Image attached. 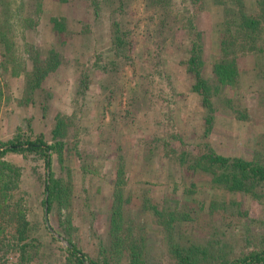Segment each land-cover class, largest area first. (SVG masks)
<instances>
[{
    "label": "rangeland",
    "instance_id": "1",
    "mask_svg": "<svg viewBox=\"0 0 264 264\" xmlns=\"http://www.w3.org/2000/svg\"><path fill=\"white\" fill-rule=\"evenodd\" d=\"M90 1L0 0V143L51 146L48 169L42 151L0 146L14 169L0 262L78 264L74 249L85 264H226L264 247L263 180L229 189L212 175L229 164L208 159L264 166L263 0H162L161 20L145 0ZM241 10L259 35L236 31ZM230 33L237 75L219 84ZM39 59L48 72L30 84Z\"/></svg>",
    "mask_w": 264,
    "mask_h": 264
},
{
    "label": "trees",
    "instance_id": "2",
    "mask_svg": "<svg viewBox=\"0 0 264 264\" xmlns=\"http://www.w3.org/2000/svg\"><path fill=\"white\" fill-rule=\"evenodd\" d=\"M41 1V0H40ZM104 0H91L90 3L93 5V9H96L97 6L102 5V2ZM146 1V8H152L156 7L157 11L156 14L158 16V20H161L164 16H168L167 11H161L159 9L162 8L161 2L162 0H159V5L157 0H145ZM192 1H197V0H192ZM264 2V0H263ZM8 3V2H7ZM159 7V8H158ZM263 12H264V7H263ZM55 20V18H53ZM235 26L238 28L236 31L241 32V33H247L246 29L247 26L250 27L253 25L255 27V32L257 35L260 34L259 28H260V16H257L256 19L254 18H249L246 16V14L241 10L239 11L238 15L234 17V22ZM56 27V24H55ZM245 31V32H242ZM4 36L5 32L0 26V40L4 41ZM235 36L234 34H225L223 36V39L221 40L220 43V52L222 57L219 62H215L213 65V70H214V75L217 78L219 84H231L235 81L236 75H237V68H236V63L233 61L232 57V47H237L238 43H235ZM120 34H117L114 36V42L115 43H120ZM230 48V50H229ZM2 64L4 66H7L8 60L5 56H3ZM197 58L196 56H193ZM192 58V57H191ZM190 58V61H191ZM42 60L39 59V61H35V64H32V67L29 71L25 70V80L27 79V82L31 84V81L34 82L36 85L41 81L40 79L42 78L43 74H46L48 72V64L47 62V69H42V65H40V62ZM18 70L15 68V71ZM197 76L196 83L194 85V88L203 95V100L205 102V105L213 111V108H211V105L208 102V98H206L209 94V85L206 82L205 79L200 77V74L198 72H195ZM34 76V80L32 78ZM37 78H36V77ZM40 76V77H39ZM29 80V81H28ZM210 110H208V113H210ZM205 122L209 125L212 122V117L209 115V117L205 118ZM57 133V131H55ZM0 146L3 147L1 150V154L5 153L6 151H21L24 149H29V150H37V151H42L45 155L44 161L46 168H50L51 160L50 156L47 154V151L51 149V146L46 144L45 142L42 141H17V142H10L7 141V143H0ZM210 155L208 156V159L211 162L218 163L220 164V167L226 166V164H229L228 167H225L221 172H212L213 175V181H216L220 183L221 185H224L225 187H228L229 189L231 188H239L241 186L245 187L250 183L251 185H256L247 181L249 179V175L252 177L253 180L256 182H260L263 180L264 183V166L262 165H252L250 161H246L240 158H235V157H229V156H223V155H218L216 154L212 149H209ZM205 154L201 155V158H204ZM0 164V198L6 196V190L9 188V178L8 176L11 174L10 172H13V167L11 164L5 161H1ZM4 171H7L8 173H4ZM9 174V175H8ZM7 177V179H6ZM50 180V178H49ZM56 186L55 181L50 180V183L46 185V192H47V197H46V202L48 205H50V202L53 198V194L55 193L54 187ZM242 188V187H241ZM244 189V188H242ZM20 231V230H18ZM71 255H73L78 262V264H85L82 256L72 249L70 252ZM96 264V263H92ZM226 264H264V247L256 250H251L249 252H246L245 254H242L239 257L232 258L231 260H227Z\"/></svg>",
    "mask_w": 264,
    "mask_h": 264
},
{
    "label": "built area",
    "instance_id": "3",
    "mask_svg": "<svg viewBox=\"0 0 264 264\" xmlns=\"http://www.w3.org/2000/svg\"><path fill=\"white\" fill-rule=\"evenodd\" d=\"M0 264H7L6 262H0Z\"/></svg>",
    "mask_w": 264,
    "mask_h": 264
}]
</instances>
